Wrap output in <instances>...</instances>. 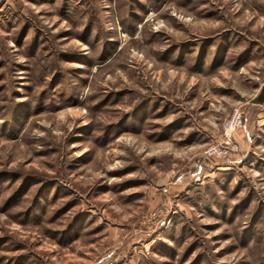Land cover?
<instances>
[{
    "label": "rangeland",
    "instance_id": "rangeland-1",
    "mask_svg": "<svg viewBox=\"0 0 264 264\" xmlns=\"http://www.w3.org/2000/svg\"><path fill=\"white\" fill-rule=\"evenodd\" d=\"M0 264H264V0H0Z\"/></svg>",
    "mask_w": 264,
    "mask_h": 264
},
{
    "label": "built area",
    "instance_id": "built-area-1",
    "mask_svg": "<svg viewBox=\"0 0 264 264\" xmlns=\"http://www.w3.org/2000/svg\"><path fill=\"white\" fill-rule=\"evenodd\" d=\"M243 127V117L239 110H235L223 124L222 139L217 144L209 145L204 150L207 158L230 159L240 151V145L235 140L234 133Z\"/></svg>",
    "mask_w": 264,
    "mask_h": 264
}]
</instances>
